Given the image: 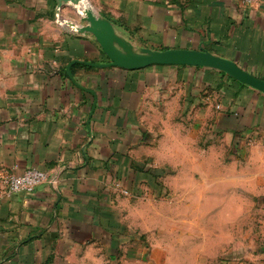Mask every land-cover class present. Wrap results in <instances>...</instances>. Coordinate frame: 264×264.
I'll return each mask as SVG.
<instances>
[{
  "label": "crops",
  "instance_id": "0c3cea01",
  "mask_svg": "<svg viewBox=\"0 0 264 264\" xmlns=\"http://www.w3.org/2000/svg\"><path fill=\"white\" fill-rule=\"evenodd\" d=\"M85 1L136 52L205 50L264 80V0ZM71 7L84 8L66 4L57 20L56 0H0V264H80L64 260L105 237L144 154L185 160L184 174L200 176L185 189L223 208L211 222L241 204L226 191H264V94L209 68L71 65L109 63L92 34L71 28L85 25ZM181 100L200 128L195 149L163 139L151 149L154 119ZM31 168L50 181L10 193L8 176ZM262 214L252 264H264Z\"/></svg>",
  "mask_w": 264,
  "mask_h": 264
},
{
  "label": "rangeland",
  "instance_id": "374dc122",
  "mask_svg": "<svg viewBox=\"0 0 264 264\" xmlns=\"http://www.w3.org/2000/svg\"><path fill=\"white\" fill-rule=\"evenodd\" d=\"M69 14L82 18L80 10L73 7ZM186 105L177 101L171 111H162V117L154 119L156 143L151 149H162L160 139L166 147L175 144L178 151L185 146L195 149L201 132L194 128ZM142 166L134 197L119 200L116 218L108 216L104 223L110 229L105 237L83 248L79 255H67L65 263L79 259L80 264H252L250 256L263 246L260 219L264 191H226L224 198L241 204L233 207L226 223L211 222L223 208L200 206V192L185 189L187 178L199 183L200 176L184 174V159H156L144 154ZM206 216L212 219L203 221ZM233 216L236 220L227 223Z\"/></svg>",
  "mask_w": 264,
  "mask_h": 264
},
{
  "label": "water",
  "instance_id": "95a60500",
  "mask_svg": "<svg viewBox=\"0 0 264 264\" xmlns=\"http://www.w3.org/2000/svg\"><path fill=\"white\" fill-rule=\"evenodd\" d=\"M58 3L57 20L62 7L66 4L80 7L85 6L88 10H81V16L85 25L76 26L74 23L69 25L79 33H89L95 38L103 53L109 60L107 64H90L76 61L99 68H121L124 70L135 71L145 69L151 66H189L199 68H209L222 72L262 94H264V80L255 77L251 73L242 69L236 62L224 59L205 50H166L155 51L141 49L134 51L130 45L120 37L111 22L99 16L91 5L85 0H56ZM85 4V5H84ZM71 65L68 66L67 72L70 73Z\"/></svg>",
  "mask_w": 264,
  "mask_h": 264
},
{
  "label": "built area",
  "instance_id": "2783aa9c",
  "mask_svg": "<svg viewBox=\"0 0 264 264\" xmlns=\"http://www.w3.org/2000/svg\"><path fill=\"white\" fill-rule=\"evenodd\" d=\"M242 1L246 5H253L257 2V0ZM46 181H50L48 174L45 171L36 168L25 170L21 174H11L6 179L8 191L13 194H32L38 186L42 185Z\"/></svg>",
  "mask_w": 264,
  "mask_h": 264
},
{
  "label": "trees",
  "instance_id": "16d2710c",
  "mask_svg": "<svg viewBox=\"0 0 264 264\" xmlns=\"http://www.w3.org/2000/svg\"><path fill=\"white\" fill-rule=\"evenodd\" d=\"M223 74V73H222Z\"/></svg>",
  "mask_w": 264,
  "mask_h": 264
}]
</instances>
